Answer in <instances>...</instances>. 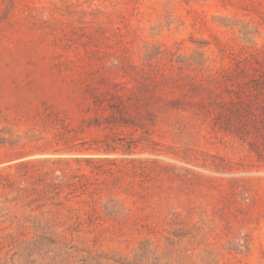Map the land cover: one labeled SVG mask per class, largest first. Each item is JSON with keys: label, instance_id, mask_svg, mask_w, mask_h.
<instances>
[{"label": "rangeland", "instance_id": "rangeland-1", "mask_svg": "<svg viewBox=\"0 0 264 264\" xmlns=\"http://www.w3.org/2000/svg\"><path fill=\"white\" fill-rule=\"evenodd\" d=\"M0 264H264V0H0Z\"/></svg>", "mask_w": 264, "mask_h": 264}, {"label": "trees", "instance_id": "trees-1", "mask_svg": "<svg viewBox=\"0 0 264 264\" xmlns=\"http://www.w3.org/2000/svg\"><path fill=\"white\" fill-rule=\"evenodd\" d=\"M114 96L116 98V100L114 102L107 101L105 104L106 108H108L110 110V115H113L112 120H109L108 124H112L111 126H113V125L114 126H120V125H123L127 122V120L124 117L126 105L124 104V102L120 96H117V95H114ZM114 96H112V97H114ZM98 105L103 106L102 103H98ZM115 112L119 114L118 118L114 115ZM118 144H120V145H118ZM119 146L122 147L123 148L122 150L125 152L131 151V143H118V142H115L114 145H111L109 143H104L101 146L95 147L93 150L110 153V152L116 151L119 148Z\"/></svg>", "mask_w": 264, "mask_h": 264}]
</instances>
